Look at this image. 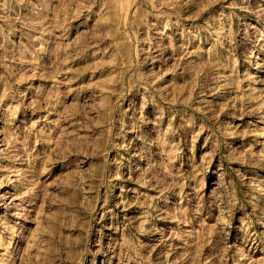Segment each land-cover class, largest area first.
<instances>
[{
	"label": "rangeland",
	"instance_id": "rangeland-1",
	"mask_svg": "<svg viewBox=\"0 0 264 264\" xmlns=\"http://www.w3.org/2000/svg\"><path fill=\"white\" fill-rule=\"evenodd\" d=\"M0 264H264V0H0Z\"/></svg>",
	"mask_w": 264,
	"mask_h": 264
},
{
	"label": "bare ground",
	"instance_id": "bare-ground-1",
	"mask_svg": "<svg viewBox=\"0 0 264 264\" xmlns=\"http://www.w3.org/2000/svg\"><path fill=\"white\" fill-rule=\"evenodd\" d=\"M1 197H3L2 195H0Z\"/></svg>",
	"mask_w": 264,
	"mask_h": 264
}]
</instances>
